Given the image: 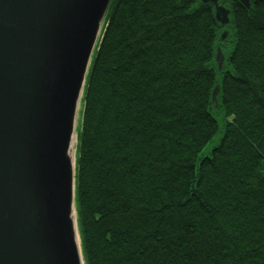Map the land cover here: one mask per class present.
I'll return each instance as SVG.
<instances>
[{
  "label": "trees",
  "instance_id": "obj_1",
  "mask_svg": "<svg viewBox=\"0 0 264 264\" xmlns=\"http://www.w3.org/2000/svg\"><path fill=\"white\" fill-rule=\"evenodd\" d=\"M218 3L224 27L201 0L111 1L77 131L84 264H264V0Z\"/></svg>",
  "mask_w": 264,
  "mask_h": 264
},
{
  "label": "water",
  "instance_id": "obj_2",
  "mask_svg": "<svg viewBox=\"0 0 264 264\" xmlns=\"http://www.w3.org/2000/svg\"><path fill=\"white\" fill-rule=\"evenodd\" d=\"M111 1L0 0V264H84L75 124Z\"/></svg>",
  "mask_w": 264,
  "mask_h": 264
},
{
  "label": "rangeland",
  "instance_id": "obj_3",
  "mask_svg": "<svg viewBox=\"0 0 264 264\" xmlns=\"http://www.w3.org/2000/svg\"><path fill=\"white\" fill-rule=\"evenodd\" d=\"M230 48H231V45L228 42H226L225 45L222 47V54L224 56V64H226V58L228 56V52ZM217 80H218V77H217ZM209 111L212 113V115L217 121L218 131L215 134V136H213L212 140L201 150V152L199 153L200 154L199 156L207 155L210 149L216 144H218L219 139L224 129L222 115H221V112H219L218 108L214 107V108H211ZM79 121H80V112L77 113L75 129H78Z\"/></svg>",
  "mask_w": 264,
  "mask_h": 264
},
{
  "label": "bare ground",
  "instance_id": "obj_4",
  "mask_svg": "<svg viewBox=\"0 0 264 264\" xmlns=\"http://www.w3.org/2000/svg\"><path fill=\"white\" fill-rule=\"evenodd\" d=\"M213 105V104H212Z\"/></svg>",
  "mask_w": 264,
  "mask_h": 264
}]
</instances>
